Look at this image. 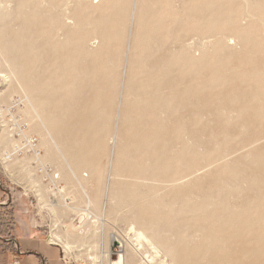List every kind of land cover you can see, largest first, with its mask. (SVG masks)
I'll return each mask as SVG.
<instances>
[{
	"label": "rangeland",
	"instance_id": "rangeland-1",
	"mask_svg": "<svg viewBox=\"0 0 264 264\" xmlns=\"http://www.w3.org/2000/svg\"><path fill=\"white\" fill-rule=\"evenodd\" d=\"M131 1L132 0H129L130 3ZM152 1L155 7V11L153 12L154 19H157L161 24L165 23L166 27L164 28L165 30H161L163 33L159 31L158 33H154L158 39H163L166 42L171 41V39L173 40L178 32V28H171L172 30L168 28L171 27V25L173 26L175 22L177 25H184L185 28H188V25L191 24L192 20L186 18L184 15L189 0ZM194 1L197 3L203 2V0ZM241 1L242 0H233V3L236 4L237 11L242 8ZM62 2L63 0H60L59 4ZM16 3L17 0L10 1V4L15 5ZM257 3L258 0H252L251 2V7L255 10L258 8ZM41 6V10L38 13L39 15L44 14V10L49 9L50 5L45 3V5ZM21 8V12H26L28 10L27 6H22ZM113 12L114 6L110 4L104 7L103 10L82 7L78 11V15L80 17H86L88 14L90 17H95V15H99V13L110 14L108 20L113 26L116 19ZM255 12L258 14L256 18L264 17V11ZM145 16H149V13ZM14 17L15 14L11 16V13L2 15L0 18V33H18L17 41L19 47H21L19 50L23 51L24 47L31 42L30 40H37L40 42V39H43L45 41H51L52 46L50 45L48 49L44 48V50L43 48L41 50L39 49V53L44 56V59H42L43 61H35L34 64L27 69L30 73L29 76H31L30 80L33 81V83H31L33 87L32 93L29 91L24 95L21 91L22 87L20 84L12 80V82L5 81L7 78L5 79L2 75L7 73L8 68L0 63V181L3 185L4 194L8 191L9 186L14 188L12 194H9L8 198H6V202L0 204V234L4 229H10V224L15 225L14 228H11L15 233L28 232L31 236L43 237L45 239L48 238V232L51 237L56 236V234L60 235L66 233V235H62V237L72 242L71 245L73 247L71 250L63 246L64 240L61 239L62 243L60 241L58 242L64 252L65 259L71 262V264H144L141 263L142 254L135 253L131 250L129 251L131 248H128L126 243L122 240L129 222L135 221L136 215H141L150 219L153 228L158 229L157 233L165 232L164 235L168 239L167 244H171L169 246H172V249L174 246L176 251L183 249H187L188 251L196 248L202 249L198 257H187V259L186 257H176L172 259V257L167 255L161 248V255H155L154 262L151 264H209L212 262L211 257H225L224 264H234L228 261L237 262V264H251L256 257H258V262L264 259V142L260 143L261 147L259 146L260 144H258L256 147L248 149L243 148L242 145L244 143L242 139L246 138L254 129L253 127L244 125V123H247L244 115L246 113L248 114V111H240L237 109L238 104L235 99H233L235 102H233V100L228 101L221 96L224 91L226 92L227 89H229L231 83L236 82L237 85H242L246 90L250 88L253 89L258 96H261L260 100L262 101L260 102L264 105V81L262 77H259L255 73L256 69L254 67L246 65L244 68L243 66H239L236 58H234V62L232 59L228 61L229 58L227 56H222L223 53H219L218 55L222 57H219L215 65L224 67L226 72L223 76L212 79L208 78L211 73L209 67L212 64L206 63L205 67L199 69L201 62L194 61L193 63H189L181 54V59L178 61V69L180 70L177 73L178 76L182 75L181 71H185L184 74H186V77L198 78L200 76L202 80L205 77L208 78L206 83H193L191 89L192 91L196 89L205 91L211 103H202L199 100L200 96H197L193 98V100L185 102L187 105L185 111L174 112V109H171V111L167 110L162 113L154 112L155 114H149L145 117H143L144 115H139L138 118L141 119L137 120L139 122L136 123V126L130 124L128 127L123 128L121 125L125 122L122 118L124 106H126L125 111L132 113V116H135L136 112L140 111L142 108L138 106L139 109L135 110L134 113V110H130L132 107L128 101L134 97V93L125 90L128 86L125 81L127 78L125 73L128 76L130 68L128 66L129 55H125L126 50L124 49H127V30L132 32L134 27L125 21L126 24L124 23L122 26L124 35L121 37H118L114 31H110V29L107 30L109 44L104 45L101 50L97 48L99 39L98 37L95 38L96 34L89 33V30L91 31V25L84 27L85 29L82 31L76 32L74 36H71L73 40L84 33H89V37H92L89 45L92 51L89 55L93 53L100 54L98 57L92 58V56H77L76 52L79 48L76 43H71L72 45L63 44V46L59 48L57 46L54 47V43L56 44L58 41H62L63 37L60 33L57 34L56 31L55 33L50 32L51 26L49 21L34 23L37 27V32L30 35L28 27L20 25V20L16 24L15 20L13 21ZM248 23L249 26L246 28L248 32L251 33L249 39L251 49L241 50L237 56L247 58L250 52L255 55L258 53V57H260L259 60L263 61L264 36L261 29L262 27L255 21H249ZM117 27L119 28V26ZM206 33H208V29H206L205 34ZM6 40L7 39L4 37L0 39L1 42ZM252 40H254L255 44ZM53 41L55 42L53 43ZM49 48L52 49L49 50ZM120 48L122 54H120ZM104 49H107L106 56L102 54ZM212 50L213 49L208 50V54H216V52ZM67 52L68 54H66ZM67 55L77 56L74 66H72V63L70 64L69 61H67V66L65 65V57ZM107 55H110V57L113 56L112 62H114V60L117 61L114 63L110 62L111 65L107 62ZM32 56H35V52L33 51L32 53L22 54V58ZM47 56L49 59L52 58L51 60L64 59L63 67L61 66V68L59 65H55V67L54 65H46L45 60L48 58ZM125 58H127V60ZM42 62H44V66ZM261 64H263V62ZM132 70L133 72L140 71L142 73L146 71L141 64L134 67ZM240 70L241 72L245 70L244 76H242ZM236 71L238 76L235 77L234 80L233 75H235ZM161 72L163 71L159 70L154 73L161 74ZM165 73L169 75V72ZM38 75L40 80L35 78V76ZM23 81L24 80H22V82ZM148 83L147 81L144 83L136 82L134 88L141 89V91L145 92L144 94L151 93V95H153L155 92H158L157 89L154 88L155 86ZM44 90L46 91L44 92ZM161 91L162 95H164L167 91L169 92L170 89L163 88ZM161 91L158 93H161ZM67 92L72 93L71 96H73L72 99H74V104L76 105L82 106L90 103L89 106L86 105V112L84 111L83 113L84 121H86V123L88 122L89 125L87 124L85 127L79 128L76 127V125H72L67 131L59 130L61 120L72 124L78 118L72 111L60 115L61 108L55 103L57 99L56 96L60 94L64 96ZM94 94L98 96L101 95V98L104 96V100L102 99L103 101H101L102 103L99 102L100 106L97 109L98 112H93L91 108V106L94 105ZM26 95L29 98H26ZM105 96L108 97L106 98ZM109 96H112V99H109ZM126 98H128V101H126ZM28 101L35 104V110L28 107ZM244 101L245 99H243L242 102ZM219 104H221V107ZM226 105H231V107L228 106L230 108L229 110H225L223 107ZM120 111L123 112L121 113ZM128 112L127 114L131 115ZM176 114L179 117H176ZM119 115L121 116L119 117ZM238 116H241L240 120ZM242 116L244 118H242ZM155 117L163 120L165 124L162 128L154 126V130H157L155 132L160 134V136L162 135L159 139L160 142L157 140V142L150 140L151 143L149 144L146 142L129 143L122 138L114 139L115 141L113 140V143L111 142V137L118 128H120L119 131L121 130L124 134L127 132L138 133V131L139 133L142 132L147 134L153 130V128L149 126L152 124V120ZM142 118H146V121ZM263 121L264 114L260 113L257 123ZM130 126H134L135 128H130ZM125 129L127 132H125ZM200 130L204 132L202 133ZM92 133L95 134L93 135ZM84 136H86L84 144L79 143L82 144V150L80 152L84 155L81 161L80 156L79 159H76V156H74L77 152V146H74V144L79 139H83ZM29 137L37 139V146L41 151L40 155L37 157L33 154H29L33 152L26 153L28 146H26L25 142ZM100 137L103 142L101 145L96 146L95 139ZM12 140L15 141V144L18 142L17 146H19L20 151H18L14 157L6 159V152L10 153L14 150ZM162 143L165 144L163 145ZM156 147L157 151L159 150L157 154L152 152L156 151ZM236 148L238 149L236 152L218 158L219 155H223L225 152L230 153ZM157 157L159 159H156ZM80 161V168L76 167L77 162ZM86 162L88 163L86 164ZM119 162L128 166L130 163L133 165L134 162L151 165L154 170L151 169L149 173L152 172V174L149 175L148 173L144 175L152 176V183L160 186H163L164 183L169 182V180L183 177L184 174H187L186 168L189 165L190 167L192 165L197 167L198 164L204 166L210 163V165H207L208 167L205 166V175H207V179L205 178L204 181H199V185H195L196 187L193 186L191 195H188L186 191L183 193L181 191L176 193L173 190L167 191L169 190L168 187H162L154 194L153 190L152 192L148 190L150 188L140 185L139 178L144 177L143 174L139 175L129 170L127 173L123 172L128 176L130 174L131 177L128 181L132 183L136 180L140 186L137 188L130 187V185H123L120 186L122 187L120 191L116 189V187L114 189L112 185L116 181L121 182L122 180L116 179V177L119 178L121 175L120 171L115 172V165L119 164ZM153 162L155 163L153 164ZM157 164L159 166L161 165L160 170L155 169ZM54 172L59 173L60 177L58 179L53 178ZM83 173L87 174V177L82 176ZM189 176L190 174H188L186 178ZM190 178L192 179V176ZM200 188L203 189V191ZM139 190L141 191L139 192ZM220 192H222V194ZM255 192H258V194L252 195ZM147 193L154 195H147ZM170 193H173V195ZM203 193L204 197L206 195L205 201L203 200ZM161 197H164V202L159 205L155 204L156 199ZM82 212L97 216L105 213L107 221H105L102 226L100 224L97 226L95 222L87 220L82 227L87 233L80 235L79 241L75 242L76 238L72 237L75 235L69 234L72 235L69 236L67 232L77 233L75 227L81 224L78 220ZM254 217H256L257 220L255 225L248 222V220ZM237 233L242 234V242L247 249L238 259L235 256L239 242L234 238H230V240L227 239V237H232V235ZM148 234L150 236L152 235L150 231ZM19 242L21 248L26 252L35 254L37 251H40L42 253L45 252L48 256L54 255V251L47 249L40 242L23 239ZM205 247L207 250H203ZM144 251L146 253H151L147 247ZM141 253H143V251ZM122 254H125L126 257H121ZM253 255L256 257H253ZM91 256H95V258ZM5 257V253H3L1 259ZM240 259L241 261L238 262ZM30 260L31 256L25 255L20 263L29 264ZM174 260L177 262H173Z\"/></svg>",
	"mask_w": 264,
	"mask_h": 264
},
{
	"label": "bare ground",
	"instance_id": "bare-ground-1",
	"mask_svg": "<svg viewBox=\"0 0 264 264\" xmlns=\"http://www.w3.org/2000/svg\"><path fill=\"white\" fill-rule=\"evenodd\" d=\"M10 1L11 0H0V18L2 17V15H8V13H11V16H13V14H15L13 21L15 20V22L17 24V22L20 20L19 24L22 25L23 27H28V31H29L30 35L37 32V27L34 23L42 22V21H44V22L49 21L50 26H51L50 32L55 33V31H56L57 34L60 33V35L63 37L62 41L60 40L56 44L54 43L55 41H53V43H54L53 46L54 47L57 46L59 48L60 46H63V44L72 45L71 43H73V44L76 43L77 47L79 48V49H77V52H76L77 56H80V55L84 56V57L85 56L86 57L92 56V58H95V57H98V55H100L98 53H93V54L89 55L90 52L92 51L89 47L90 40L92 38V37H89V33L90 34L91 33L96 34L95 38L98 37V39H99L98 40L99 44H98L97 48L99 50H101V49H103L104 45L109 44V40L107 39V32H108L107 30L110 29V31H114V33L118 37H121L124 35V31H123L122 26L125 23V21H126V23L127 22L130 23V25L132 27H134V30L132 32L131 31L129 32V30H127L128 31L127 35H126L127 36V38H126L127 49H124V50H126L125 55L126 54L129 55L128 66L130 68V71H129L130 73L128 74V76L125 73V76L127 77L125 81L127 82V85H128L125 90L134 93V97L131 98V100L129 99L130 101H128V98H126V101L130 102V106L132 107V109L130 108V110H134L133 113L135 112V110L139 109L138 106L142 107V108L140 111L136 112L135 116H132V113H130L128 111L127 112L131 115L127 114V112L125 111L126 106H124V112L122 111L123 112L122 113L120 111L123 115L122 118L125 120V122H123V124L121 125V127H123V128L128 127V125H130V124L136 126V123L139 122L137 120L141 119V118H138L139 115L140 116L144 115L143 117H145L146 115L155 114L156 112L162 113V112H166L167 110L171 111V109H174V112L185 111L187 109V105L185 102H187L188 100H193V98H196L197 96H200L199 100L202 103L203 102H209L208 95H207V93H205V91H201L200 89L199 90L196 89L195 91H192L191 86L193 83H197V82L198 83H203V82L206 83V81H208V78L213 79L215 77L223 76V74L226 72L225 68L215 65V63H217L219 57L227 56L229 59L228 58H226V59H228V61H231V59H232L233 62L235 61L234 58H236V60H238L237 63H239V66H243L244 68L246 65H249V67H251V66L254 67L256 69L255 73L259 77H262V80L264 81V60L263 61L259 60L260 57H258V53L255 55V54H251V52H250V54L248 53L249 55L247 56V58L237 56L239 54V51L251 49L250 48L251 43L249 40L251 33H249L248 29L246 28L247 26H249V23H248L249 21L258 22L259 25H261V27H262L261 29H262L263 36H264V17L263 18H256V16L258 14H257V12H255V11H264V0H258V3H257L258 8H256V10L251 7L252 0H242L241 1V7L242 8L239 11L236 10V4L233 3V0H203V2L201 1V3H197L194 0H189V2L187 3L188 6H187V8H185V14L184 15L186 16V18H190L192 20L191 24L188 25V28H185L184 25L183 26L177 25L176 22L173 26L170 24L171 27H169V28L167 27V28L170 30L178 28L177 29L178 32H177V34L173 40L171 39V41H167V42L163 39H158L156 34H154L155 32L158 33V31L163 33V31H161V30H165L164 28H166V27H165V23L161 24V22H159L157 19H154L153 12L155 11V7H154V3L152 0H147V1L132 0L131 3L129 2V0H63V2L61 4H59L60 0H17V3L15 5L10 4ZM45 3H48L50 5L49 9H45L43 12L44 14L39 15L38 13L41 10L40 9L42 7L41 5H45ZM110 4L114 6L113 14L117 19V20L115 19V23L113 26L108 20V18L110 17V14L99 13V15H95V17H90V16H88V14L86 17H80L78 15V11L82 7L83 8L85 7V8H94L97 10H103L104 7H106ZM22 6H27L28 10L26 9L27 10L26 12H21ZM148 13H149V16H145ZM168 21H170V20H168ZM89 25H91V31L89 30V33H87V34L84 33L83 35L75 38V40L72 39L71 36H74V34L76 32L82 31L83 29H85L84 27H86V26L88 27ZM117 26H119V28ZM206 29H208V33L205 34ZM1 37L2 38L4 37L7 40L3 41V42L0 41V63L4 64V66L6 68H8L7 73H4V75H2V76H4L5 79L7 78L5 81L10 82L12 80L13 82L20 84L22 87V88L20 87L21 91L24 95L29 91H31V93H32L33 87L31 86V83H33V81L30 80L31 76H29L30 73L27 69H29L34 64L35 61H37V62L40 60L43 61L42 59H44V56H42L43 54L41 55L39 53V51L42 48L44 50V48L48 49V47L50 45L52 46L51 41H45L43 39H40V42L37 40H34V41L30 40L31 42L28 45H26L24 47V50L22 51V50H19L21 47H19V43L17 41L18 40V33H15V32L14 33L13 32H8V33L5 32L4 33L3 32L2 34L0 33V39H1ZM123 39H125V38H123ZM253 39H254V37H253ZM252 41L254 42V40H252ZM254 44H255V42H254ZM52 48H49V50ZM210 49H213L212 51L216 52V54L215 53H213V55L208 54L207 51ZM106 50L107 49H104V51L102 52V54L105 56L107 54ZM32 51L35 52V56L28 57V58H22V54L29 53V52L32 53ZM120 52H121L120 54H122L121 48H120ZM219 53H223V55L222 56L218 55ZM66 54H68V52ZM181 54L183 55V58H185L187 60V62H189V63H193L194 61L201 62L199 69H201L202 67H205L206 63L212 64L209 67V71L211 73L208 76V78L205 77L202 80V77H200V76L198 78L197 77H194V78L186 77V74H184L185 71L184 72L181 71L182 75L178 76L177 73L180 71L178 69V66H179L178 61H180V59H181V57H180ZM47 55H48V53H47ZM73 55H67L65 57V65L66 66H67V61H69L70 64L72 63V66L75 65L77 56L74 57ZM117 55H118V53H117ZM123 56H124V54H123ZM116 57H115V59H116ZM112 58H113V56L110 57V55L109 56L107 55V62H109V63L112 62ZM48 59H49V57L45 60L46 65H49V66L54 65V67H55V65H59V67H61V66L63 67L64 59L63 60H60V59L51 60L52 58L49 60ZM125 59L127 60V58H125ZM120 60H121V58H120ZM115 61H117V60H114V62ZM114 62H112V63H114ZM262 62H263V64H261ZM42 63L44 66V62H42ZM139 64L143 65V68L146 69L147 72L146 71H144L143 73L140 71L139 72H137V71L133 72L132 69L134 67L139 66ZM109 70H110V68H109ZM159 70H161L163 72H161V74L154 73L155 71H159ZM237 71H238V69H237ZM237 71H236L235 75H233L234 80H235V77L238 76ZM244 71L245 70H243L241 72V70H240V72L242 73V76H244V74H245ZM123 72H125V71H123ZM165 72H169V75ZM171 72H172V75H171ZM34 73H36V72H34ZM40 76H41V73H40ZM38 77H39V75L35 76V78L40 80L39 79L40 77L39 78ZM28 78H29V81H28ZM111 78H112V76H111ZM22 80H24V81L22 82ZM41 81H42V78H41ZM146 81L149 82L148 84L155 86L154 88H156L158 92L161 91L163 88L164 89L169 88L170 91L169 92L167 91V93H165L164 95H162V91H161V93L155 92V94L151 95V93L150 94L149 93L144 94L145 92L141 91V89H138L137 87H136L137 89L134 88V85L136 82H138V83L143 82L144 83ZM110 83H111V81H110ZM69 88H71V87H69ZM257 89H259V88H257ZM45 91L46 90H44V92ZM68 93L69 92L65 93L64 96H62V94H60L59 96L55 95L57 97V99L55 98L56 99L55 103L58 104L59 108H61L60 109L61 110L60 115L63 113L66 114V113H69L70 111H72L75 113V115L78 118L72 124L67 123V122H63L61 120V123L59 124L60 125L59 130H63V131H67V129L72 125H76V127L79 128V127H85L88 124V122L86 123V121H84L83 113L87 109L86 105L89 106L90 103H88L86 105H82V106L76 105V104H74L75 103L74 99H72L73 98V96H71L72 93H69V94ZM223 94H225V95H223ZM27 95H26V98H29V97H27ZM221 96L223 99L228 100V101H232L233 99H235L236 103L238 104L237 109H239L240 111H248V114L246 113L244 115L245 121H247V123H244V125H246L248 127H253L254 129L252 132L250 131L251 133L248 134L246 136V138L242 139L243 143H244L242 145L243 148L248 149V148L256 147V145L258 146V144H260L261 142H264V131H263L264 130V121L257 123V119H258L259 114L260 113L264 114V105H263V103L260 102V101H262V100H260L261 96H258L257 93L254 92L253 89L250 88V89L246 90L242 85H237L236 82L231 83L229 89H227L226 92L224 91V93H222ZM93 98H94V105L91 106L92 111L98 112L97 109L100 106L99 102L104 100L103 99L104 96L101 98V95L98 96L97 94H94ZM110 98L112 99V96H109V99ZM217 99H218V97H217ZM243 99H245L244 102H242ZM91 100H92V98H91ZM107 101H108V99H107ZM235 101L233 100V102H235ZM28 102H29L28 107L35 110L36 109L35 104H32L31 101H28ZM209 103H211V101ZM216 104H215V106H216ZM219 105L221 107V104H219ZM206 106H208V105H206ZM228 106L231 107V105H226L223 107L225 108V110L226 109L229 110L230 108ZM220 107H218V108H220ZM211 109H213V108H211ZM236 114H237V112H236ZM200 115H201V113H200ZM120 116L121 115H119V117ZM175 116L179 117V116H177V114ZM97 117H98V115H97ZM242 118H244V117L242 116ZM144 119L146 121V118H144ZM156 119H157V117H155L152 120V124L149 126V127L153 128V130H151L147 134L142 133V132L139 133L138 130H137L138 133H129L126 131V129H125V132H127V133L124 134L121 130L119 131L120 128L117 127L118 130H116L114 135H112V137H111L112 141L111 142L113 143L114 139H119V138H122L129 143H133V142L134 143H145L146 142L147 144H149V143H151L150 140H152L153 142L159 141V139L162 135L160 136V134H157V132H155L157 130H154V126L162 128V127H164L165 124H164L163 120H161V119L156 120ZM238 119L240 120L241 116H238ZM92 121H93V119H92ZM196 122H198V121H196ZM199 122H200V120H199ZM145 123H147V122H145ZM189 123H191V122H189ZM212 123H213V121H212ZM214 123H216V122H214ZM90 124H91V122H90ZM143 124H142V126H143ZM187 124H188V122H187ZM236 124H237V121H236ZM229 125H230V123H229ZM134 126H130V128H132ZM186 126H188V125H186ZM225 126H227V125H225ZM236 126H238V125H236ZM203 128H204V126H203ZM245 128H247V127H245ZM226 131H227V129H226ZM144 132H145V130H144ZM165 133H166V131H165ZM248 133H249V131H248ZM199 135H201V134H199ZM199 135H197V136H199ZM85 138H86V136H84L83 139H79L74 144V146H77V152L75 154L74 153L73 154H74V156H76V159L77 158L79 159V156H80L81 161L84 158V155L80 151L82 150V147H81L82 144H84V142L86 141ZM13 141L14 140H12V146H13L14 150L10 153L6 152V154H5L6 159H10V158L14 157V155H16V153L20 150L19 146H17L18 142H16V144H15V141L14 142ZM102 142H103V140L101 137L95 139L96 146L101 145ZM196 142H194V143H196ZM238 142H241V141H238ZM37 143L38 142H36V145H35L36 150L33 153H29V152H26V153L33 154L36 157L38 155H40L41 151L38 148ZM79 143H82V144H79ZM237 143H236V145H237ZM14 144H15V146H14ZM162 144L164 145L165 143H162ZM259 146L261 147V144ZM153 149H155V148H153ZM183 149H186V148H183ZM225 149H227V148H225ZM238 149H239V147H238ZM238 149L236 148L230 153L225 152L223 155L222 154L219 155L218 158H221L223 156L234 153ZM158 151H157V147H156V151H152V152L157 154ZM156 159H159V158L157 157ZM81 161L77 162L76 167L80 168ZM87 163L88 162H86V164ZM154 163L155 162H153V164ZM156 163H157V161H156ZM213 164H215V163H213ZM207 165L208 164L201 166L198 164L197 167H194L193 165L190 167V165H189L186 168L187 174H184L183 177H181L180 179L175 178L174 180H169V182L164 183L163 186H160L157 184L154 185V183H152V180H153V178H151L152 176L151 177L145 176L149 173V171L151 169L154 170L151 165H145V164H140L138 162H134L133 165H131V163H130V165L128 166V165H125L124 163L119 162V164L115 165V172L120 171L121 175L119 176V178L116 176L115 177H116V179H119V180L122 179V180H121V182L116 181L118 183L115 182L112 185V187L114 189L116 187V189H118L120 191L122 189V187H120V186H123V185H127V186L130 185V187H137V188L140 185H144L147 188H150V189H148L150 192H152V190H153L154 194L157 190H160L162 187H168L169 190H167V191L173 190L175 193L180 192V191L183 193L184 191H186V192H188V195H191L192 187L195 185L196 186L199 185V183H198L199 181H201V180L204 181L205 178L207 179V177H206L207 175H205V166L208 167L210 165V163L208 166ZM160 166L157 164L155 169L160 170L161 169ZM212 167H213V165H212ZM128 170L135 172L136 174H139V175L145 174L144 177L139 178L140 179V181H139L140 185L138 184V181H136V180L132 183L128 181V180H130L129 178L131 177L130 174L128 176V175L123 173V172L127 173ZM163 171H165V170H163ZM216 173H217V171H216ZM220 173H221V171H220ZM150 174H152V172L149 173V175ZM188 174H190V176L188 178H186V176ZM82 176L87 177V174L83 173ZM191 176H192V179L190 178ZM209 176H210V174H209ZM217 176H218V174H217ZM59 177H60L59 173L54 172L53 178L58 179ZM211 177H212V174H211ZM111 178H112V176H111ZM125 180H127V181H125ZM212 180H214V179H212ZM163 182H165V181H163ZM246 186H247V184H246ZM179 187H180V190H179ZM260 188H261V186H260ZM201 190L203 191V189H201ZM140 191L141 190H139V192ZM117 193H116V195H117ZM148 193H147V195H154V194H148ZM204 193L202 195L204 198L203 200L205 201L206 195L204 197ZM220 193L222 194V192H220ZM256 193L258 194V192H255L252 195H256ZM170 194L173 195V193H170ZM259 195H260V193H259ZM201 198H202V196H201ZM119 200H120V197H119ZM163 202H164V197H161V198L156 199L155 204L159 205L160 203H163ZM219 202H220V200H219ZM196 203H195V205H196ZM219 205H220V203H219ZM81 214L82 215H81L80 219L78 220V222L81 224H79V225H77V227H75L77 233L74 234V233H71L70 231L67 232V235H69V234L75 235V236L69 235V236L76 238L75 242L79 241L80 235L87 233L85 231V229L82 228L83 224H85L87 222V220L95 222L97 226H99V224L102 226L105 223V221H107V219L105 217L106 216L105 213L104 214L102 213L101 215H98V216L97 215H91L90 213H86V212H82ZM248 222L255 225L257 222L256 217L248 220ZM149 231L152 233L151 236L148 234ZM157 231H158V229L153 228V226L151 225V221L148 217L136 215L135 221L129 222L128 227L125 229L126 234L125 233L123 234L122 240L124 241V243H126V246L128 248L129 247L131 248V249H129V251L131 250V251H134L135 253L142 254L141 263H144V264L153 263L154 259H155V255L156 256L161 255L160 254V253H162L161 248L163 249V251L167 255H170L172 257V259L176 258V257H186V259H187V257H198L199 252L202 250L201 248H199V249L196 248V249H192L191 251H188L187 249L176 251L174 244H173V246H174V248H173L174 250H173L171 248L172 246H169L171 244H169V245L167 244L168 239L164 235L165 232L157 233ZM62 235H66V233L60 234V235L56 234V236H54V237L50 236V239L54 240V241H60L61 243H62V240H64L63 246L66 249L71 250V248L73 247L71 245L72 242H70L66 238L62 237ZM230 238H234L236 241L239 242L237 250H236V256H235L238 259V257H241L242 254L247 250L246 247L244 246L243 242H242L243 236H242V234L237 233L235 235H232V237H227L228 240H230ZM169 241H171V240H169ZM146 247L149 248L151 253H148V252L146 253L144 251V249ZM203 250H207V248L205 247ZM142 251H143V253H141ZM127 253H126V255H127ZM130 255H132V254H130ZM91 257L95 258V256H91ZM121 257H126V256H125V254H122ZM128 257H130V256H128ZM253 257H256V256L253 255ZM257 258L258 257H256L255 260H253V262L251 264H260V263L264 264V259H262V261L258 262ZM163 260H164V258H163ZM211 260H212V262L209 264H224L225 263V257H211ZM121 261L123 262L122 258H121ZM175 261L176 260H174L173 262H175ZM239 261H241V259L238 260V262ZM228 262L237 264V262H231V261H228Z\"/></svg>",
	"mask_w": 264,
	"mask_h": 264
},
{
	"label": "built area",
	"instance_id": "built-area-1",
	"mask_svg": "<svg viewBox=\"0 0 264 264\" xmlns=\"http://www.w3.org/2000/svg\"><path fill=\"white\" fill-rule=\"evenodd\" d=\"M37 139L33 137H29V139H26V146H28L27 152H34L35 145H36ZM20 151V150H19ZM0 187L3 189V185L0 181ZM14 188L13 187H8V191L4 194L3 198L0 200V204L5 203L6 198H8L9 194H12ZM4 191V189H3ZM13 217V215H12ZM7 226V225H6ZM11 228H14L15 225L10 224ZM4 229L3 232L0 234V256L5 253L6 255V262L7 264H19L21 257L25 254V252L21 249L16 233L12 229ZM48 238H46V241L48 244L58 246L61 249V261L64 264H71V262L67 261L65 259L64 252L62 251L61 245L59 244L58 241H54L50 239V234L48 232ZM39 264H47L46 261L41 260Z\"/></svg>",
	"mask_w": 264,
	"mask_h": 264
},
{
	"label": "crops",
	"instance_id": "crops-1",
	"mask_svg": "<svg viewBox=\"0 0 264 264\" xmlns=\"http://www.w3.org/2000/svg\"><path fill=\"white\" fill-rule=\"evenodd\" d=\"M0 192H1V194H0V200H1L4 196V191H3L2 187H0ZM16 237H17L19 245H20L19 241L22 239L23 240H34V241L42 243V245L45 246L47 249L54 251L55 256L54 255L48 256V254H46L45 252L42 253L40 251H37L34 254L32 252H26L25 250H23L21 248L25 252V254L21 257V259L24 258L25 255L31 256V260H30L29 264H39V262L41 260L46 261L47 264H64L60 258L61 257L60 248L58 246L48 244L45 238L37 237V236H31L30 234H28V232L16 233ZM20 247H21V245H20ZM21 259H20V261H21ZM0 264H7L6 257L4 259H1V256H0ZM19 264H21V263H19Z\"/></svg>",
	"mask_w": 264,
	"mask_h": 264
}]
</instances>
